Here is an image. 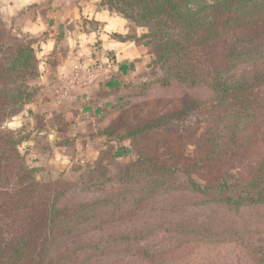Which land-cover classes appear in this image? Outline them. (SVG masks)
<instances>
[{
	"label": "trees",
	"instance_id": "trees-1",
	"mask_svg": "<svg viewBox=\"0 0 264 264\" xmlns=\"http://www.w3.org/2000/svg\"><path fill=\"white\" fill-rule=\"evenodd\" d=\"M102 1L109 10L146 27L141 37L147 38L155 51L154 62L164 71L157 82L168 83L171 72H176L182 81L204 83L214 94L210 103L192 101L167 118L119 136L118 140H132L138 147L139 137L146 142L137 160L112 176L121 170L125 177L180 172L189 176L197 191L214 190L213 200L234 207L264 203V0ZM38 63L36 50L0 17V221L8 218V211L28 208L33 230L0 247V264H24L27 258H32V264L43 260L52 264L47 244L63 222V210L56 207L60 195L56 182L31 178L18 151L20 140L3 126L34 93L29 79L39 76ZM238 66L241 71L235 74ZM97 133L104 137L105 146L95 166L103 150L113 146L115 132L106 126ZM176 140L181 143L174 151ZM108 153L104 154L107 162L115 156ZM163 156L167 159L161 161ZM102 168L85 177L103 176L106 169ZM192 174L204 182L198 183ZM12 193L21 198L12 203ZM27 242L33 246L32 253L27 252Z\"/></svg>",
	"mask_w": 264,
	"mask_h": 264
},
{
	"label": "rangeland",
	"instance_id": "rangeland-1",
	"mask_svg": "<svg viewBox=\"0 0 264 264\" xmlns=\"http://www.w3.org/2000/svg\"><path fill=\"white\" fill-rule=\"evenodd\" d=\"M3 3L0 0V17L6 27L36 50L37 39L26 31L24 24L33 12L22 10L12 14L9 7H1ZM130 22L133 28L129 36L145 49L146 58L153 64V75L141 81L128 97L121 98L111 111L113 116L107 126L115 132L114 144L113 148L103 150L98 165L95 166V158L99 151L91 162L71 161L66 169L60 161L41 162L30 156L27 144L23 143V127L14 125L37 93V77L29 79L34 90L30 100L3 123L20 140L18 151L31 178L41 183L56 182L55 189L60 193L56 207L63 210V222L55 227L47 244L52 264H264V203L234 207L213 200L214 190L197 191L189 176L180 172L166 177L145 172L125 177L121 170L112 176L124 164L137 160L138 151L146 142L139 137L138 147L132 140H118L119 136L167 118L192 101L210 103L214 98L209 86L182 81L176 72H171L168 83L157 82L164 71L154 62L155 51L146 43L147 38L141 37L147 29ZM240 71L238 66L235 74ZM180 143L175 141L174 151ZM107 151L115 155L108 162L104 155ZM165 159L167 156L161 157V161ZM102 166L106 169L103 176L85 177L99 173ZM191 177L200 184L204 182L195 174ZM83 178L85 184H81ZM31 192L29 186V195ZM19 198L18 193H12L10 200L14 203ZM7 215L6 220L0 221V247L18 240L23 233L33 234L30 209L17 208ZM24 244L27 252L32 253L31 242ZM32 261L27 258L24 264Z\"/></svg>",
	"mask_w": 264,
	"mask_h": 264
},
{
	"label": "crops",
	"instance_id": "crops-1",
	"mask_svg": "<svg viewBox=\"0 0 264 264\" xmlns=\"http://www.w3.org/2000/svg\"><path fill=\"white\" fill-rule=\"evenodd\" d=\"M12 14L32 11L24 22L37 39V93L15 120L30 156L38 161L91 162L103 147L117 102L153 75L145 49L130 37L129 19L102 0H3ZM79 80H72L75 71ZM90 74L88 87L81 86ZM111 112V113H110Z\"/></svg>",
	"mask_w": 264,
	"mask_h": 264
},
{
	"label": "built area",
	"instance_id": "built-area-1",
	"mask_svg": "<svg viewBox=\"0 0 264 264\" xmlns=\"http://www.w3.org/2000/svg\"><path fill=\"white\" fill-rule=\"evenodd\" d=\"M89 78H90V74L89 73H86L85 76H83V81H81V86H84V87H88V81H89ZM80 79V72L79 70L78 71H75L73 76H72V80H79Z\"/></svg>",
	"mask_w": 264,
	"mask_h": 264
}]
</instances>
